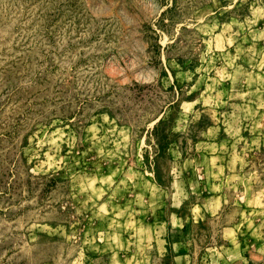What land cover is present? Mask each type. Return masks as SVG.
<instances>
[{"label":"rangeland","instance_id":"rangeland-1","mask_svg":"<svg viewBox=\"0 0 264 264\" xmlns=\"http://www.w3.org/2000/svg\"><path fill=\"white\" fill-rule=\"evenodd\" d=\"M0 264H264V0H0Z\"/></svg>","mask_w":264,"mask_h":264},{"label":"crops","instance_id":"crops-1","mask_svg":"<svg viewBox=\"0 0 264 264\" xmlns=\"http://www.w3.org/2000/svg\"><path fill=\"white\" fill-rule=\"evenodd\" d=\"M224 184H225V181L223 178H218L216 181H214L211 184L212 189H215V193L211 192L212 195L209 197L208 199L209 201H217V202H220L221 205H224V196H223L224 195L223 194Z\"/></svg>","mask_w":264,"mask_h":264}]
</instances>
